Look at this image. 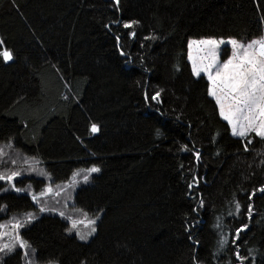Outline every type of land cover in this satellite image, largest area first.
<instances>
[{
  "label": "trees",
  "instance_id": "trees-1",
  "mask_svg": "<svg viewBox=\"0 0 264 264\" xmlns=\"http://www.w3.org/2000/svg\"><path fill=\"white\" fill-rule=\"evenodd\" d=\"M129 20L139 23L125 28ZM261 35L264 0H0V52L13 54L0 56V170L20 171L16 186L39 193L100 168L74 190L73 213L61 194L37 203L0 181V222L35 215L20 234L37 264H238L232 238L247 224L236 242L244 264H264V193L248 198L264 185V139L253 134L244 150L188 48L191 38ZM41 204L100 215L96 233L81 240ZM221 232L229 243L216 252ZM0 264H26L23 250L0 254Z\"/></svg>",
  "mask_w": 264,
  "mask_h": 264
},
{
  "label": "snow or ice",
  "instance_id": "snow-or-ice-1",
  "mask_svg": "<svg viewBox=\"0 0 264 264\" xmlns=\"http://www.w3.org/2000/svg\"><path fill=\"white\" fill-rule=\"evenodd\" d=\"M120 0H115V4L118 6ZM119 23V22H117ZM139 23V21L129 20L123 21L124 27L129 28L134 24ZM131 36L135 37L136 33L133 30L130 33ZM117 40L119 37L117 36ZM4 44V40L0 37V45ZM230 44V54L227 58L221 61L220 59V46L224 45L227 47ZM193 45H196L197 52L202 53L198 57H191L192 59V72L195 76L200 77L201 74H206L208 84L209 94L215 98L216 103L219 106L220 115L229 122L231 125V133L233 136L243 138L247 142L243 144L245 151L249 150V144L251 143L252 135L264 139V35L253 37L248 41H242L236 37L227 38V42L224 37L219 39L216 37H205L200 40L189 41V48L191 49ZM123 52V49H121ZM3 60L11 61L13 59V54L8 48H3L0 52ZM161 92L163 89L154 91L151 95V100L161 101ZM144 98L147 100L149 94L147 90L144 91ZM91 132L97 133L100 131V126L97 123H91ZM157 135L160 132L157 131ZM9 146H11V141H9ZM186 150L188 145L183 146ZM4 154L3 147H0V155ZM196 161L199 162L201 158V153L196 151L194 153ZM36 161L35 157L31 158ZM28 161L25 160V163ZM11 163L15 164L16 160H12ZM264 164V161H261ZM183 167V165H181ZM30 171H36L35 168H30ZM86 174L82 176V181L87 183L90 175L92 173H97L100 168L96 165H92L90 168L84 170ZM40 175H45L42 171ZM50 177L51 174L47 173ZM79 170L73 173V179L79 176ZM21 176L20 171H11L10 173H5L0 170V181L8 182L10 187L16 192L22 191H32L31 188H18L15 183L16 177ZM79 183V181H75ZM199 183L197 177L193 178V182L188 185L189 188L194 187ZM70 186V185H69ZM7 191L5 188H0V192ZM64 191V188H61ZM259 191L264 193V185H261L259 189H253L249 193V201H251L252 196ZM49 193H53V188L51 185H46L39 193L32 191V200L40 202L42 197L47 196ZM58 195L59 193H55ZM199 205L202 207L204 205V200L201 197L199 200ZM235 214L240 213L241 205L239 200L234 201ZM6 206H0V211H5ZM40 211H53L59 212V215L65 217L67 221L70 222V227L65 230L69 233L74 230L77 232L81 240H88L96 231V218L88 219L87 214H85V219H78L71 216H66L65 212L59 211L57 208H47L40 205ZM83 212V209L80 210ZM254 212V207L251 202L247 204L246 215L251 219ZM231 214V213H230ZM35 215L31 212L24 213L23 219H18L12 217V223L6 225L0 222V253L7 254L14 252L19 246L23 250V256L25 258L26 264H33V260L30 256L31 245L30 242L24 239L20 234V229L24 228L27 224H30L34 219ZM217 223L213 226L217 229L221 228L222 217H217ZM87 223L89 226L88 232H82L79 225ZM10 227V231H5V228ZM247 224H242L239 228H236L232 238V243L236 245L234 256L238 259V264H244L249 258L247 256H242L240 251V245L236 242L240 239V233L242 230L247 229ZM4 237L8 239L5 240ZM199 243V241H197ZM229 243V235L220 233V238L217 241L216 252L221 251ZM34 253L35 249H31ZM251 252V250H249ZM194 264H201V261L196 260L195 257ZM49 264H58V262L50 261ZM251 264H255V260L251 261Z\"/></svg>",
  "mask_w": 264,
  "mask_h": 264
},
{
  "label": "rangeland",
  "instance_id": "rangeland-1",
  "mask_svg": "<svg viewBox=\"0 0 264 264\" xmlns=\"http://www.w3.org/2000/svg\"><path fill=\"white\" fill-rule=\"evenodd\" d=\"M203 38H205V37H203ZM216 38H220V37H216ZM225 38V41L227 42V38H229V37H224ZM200 39H202V38H191L190 39V41H192V40H200ZM241 40V39H240ZM248 40H250V39H248ZM248 40H242V41H248ZM188 48H189V45H188ZM196 48H197V46L196 45H193V47L190 49L189 48V61H190V63H191V66H192V59H191V57H198V56H200V55H202V53H198L197 52V50H196ZM220 59H221V61H223L224 59H226L227 58V55H229L230 54V44L227 46V47H225L224 45H221L220 46ZM203 74V73H202ZM201 74V75H202ZM205 76H206V74H204ZM207 77V76H206ZM229 123V122H228ZM230 127H231V125H230ZM0 158H1V155H0ZM13 160H16V162H17V157H15ZM24 163V162H23ZM23 163H20V164H23ZM14 165H16V163L14 164ZM29 166V165H28ZM33 166V165H32ZM36 167V165H34V167L33 168H35ZM91 167V166H90ZM90 167H88V168H90ZM88 168H79V169H77L75 172H77L78 170H79V172H80V175L79 176H77V177H75V180L73 179V175L70 177V179L69 180H67L66 182H63V183H61V184H59V185H57V186H54L52 183H49L50 185H51V187L53 188V193H49V194H51V195H53L52 197H56L57 195H54L55 193H59L58 195H60L61 194V198L65 201V207L68 209V211L69 212H71V213H73V211H76L74 208V206L72 205V195H73V192H74V190H76L80 185H82V184H86L85 182H83L82 181V176L84 175V174H86V172L84 171V170H86V169H88ZM35 172V171H34ZM75 181H79V183H76ZM88 182H90V178H89V180H88ZM87 182V183H88ZM49 184H47V185H49ZM70 185V186H69ZM61 188H64V191H61ZM67 205V206H66ZM63 210L65 211V208H63ZM77 214V213H76ZM85 214H87V218L88 219H92V218H96V229H97V225H98V221H99V219H100V215H92V214H88V213H86V212H83V213H81L80 215H79V213H78V216H76L75 218H78V219H85ZM72 217V216H71ZM18 219H20V218H18ZM2 223H4V224H6V225H10L11 223H12V219H10L9 221H4V222H2ZM79 228H80V230L82 231V232H88L90 229H89V226L87 225V223H83V224H81V225H79ZM5 231H10L11 229H10V227H8V228H5L4 229ZM76 232V231H75ZM96 233V232H95ZM94 233V234H95ZM76 234H77V232H76ZM93 234V235H94ZM78 235V234H77ZM92 235V236H93ZM92 236H90L89 237V239L92 237ZM79 237V236H78ZM4 239L5 240H7L8 238L7 237H4ZM17 248H19V246L17 247ZM30 251V256H31V258H32V260H33V257H32V251L31 250H29ZM0 254H2V253H0ZM26 262V261H25ZM33 264H37V262H35L34 260H33Z\"/></svg>",
  "mask_w": 264,
  "mask_h": 264
}]
</instances>
